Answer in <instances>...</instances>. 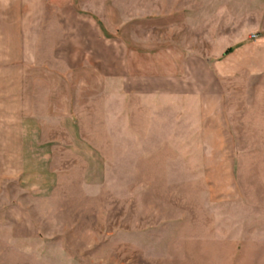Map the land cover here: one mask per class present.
<instances>
[{"label":"rangeland","instance_id":"obj_1","mask_svg":"<svg viewBox=\"0 0 264 264\" xmlns=\"http://www.w3.org/2000/svg\"><path fill=\"white\" fill-rule=\"evenodd\" d=\"M27 1L0 264H264V0Z\"/></svg>","mask_w":264,"mask_h":264},{"label":"crops","instance_id":"obj_2","mask_svg":"<svg viewBox=\"0 0 264 264\" xmlns=\"http://www.w3.org/2000/svg\"><path fill=\"white\" fill-rule=\"evenodd\" d=\"M27 0H0V21H30L41 19L42 15L35 13L32 6H27ZM178 89L175 90L177 93Z\"/></svg>","mask_w":264,"mask_h":264}]
</instances>
